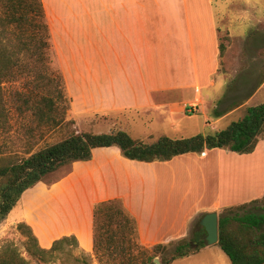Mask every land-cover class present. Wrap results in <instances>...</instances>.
I'll return each mask as SVG.
<instances>
[{"label": "crops", "instance_id": "0c3cea01", "mask_svg": "<svg viewBox=\"0 0 264 264\" xmlns=\"http://www.w3.org/2000/svg\"><path fill=\"white\" fill-rule=\"evenodd\" d=\"M43 4L55 38L67 42L72 55L94 58L93 65L81 60L66 76L74 110H144L150 115L143 119L148 129L157 123L169 133L154 137V128L141 139L129 129L116 130L152 143L160 136L206 135L208 126L213 133L218 125L225 128L230 116L246 104L221 106L218 16L226 8L225 0H43ZM215 110L224 113L215 116ZM261 148L256 144L252 152L237 153L216 147L145 162L124 157L117 146L95 147L89 160L72 162L59 180L39 181L24 191L4 220L28 224L42 248L72 235L78 248L88 253L93 252L94 204L119 198L136 220L142 245L168 244L188 237L192 224L205 212L219 215L225 207L264 193ZM215 245L201 250H208L205 255L213 264H231ZM201 250L171 264L194 262Z\"/></svg>", "mask_w": 264, "mask_h": 264}, {"label": "trees", "instance_id": "16d2710c", "mask_svg": "<svg viewBox=\"0 0 264 264\" xmlns=\"http://www.w3.org/2000/svg\"><path fill=\"white\" fill-rule=\"evenodd\" d=\"M50 36L42 0H0V134L8 139L15 130L19 137L18 149L11 150L9 142L0 144V222L24 191L63 165L89 160L95 147L117 146L124 157L138 161H166L216 147L249 153L264 135L263 101L246 106L241 117L211 134L160 136L145 143L124 130L95 133L71 128L60 140L38 147L48 131L73 124L66 118L70 99L62 73L52 64ZM222 47L220 44V54ZM241 103L242 100H233L230 106ZM214 113L219 116L224 111ZM259 199L225 207L218 215L215 244L231 264H264V211L247 207ZM240 208L245 210L237 212ZM16 229L24 234L26 249L33 256L53 253L67 243L77 246L76 238L70 235L56 239L50 248H42L28 224L18 222ZM204 236L202 227L195 228L189 239L183 237L169 243L173 246L160 257V264H171L196 253L206 245ZM166 249V244L145 247L139 242L136 220L121 199L94 204L93 254L98 264H155L157 253ZM0 264L29 263L16 248L6 244L0 250Z\"/></svg>", "mask_w": 264, "mask_h": 264}, {"label": "rangeland", "instance_id": "374dc122", "mask_svg": "<svg viewBox=\"0 0 264 264\" xmlns=\"http://www.w3.org/2000/svg\"><path fill=\"white\" fill-rule=\"evenodd\" d=\"M225 7V10L223 9L221 11L220 17L218 16L220 24V44L223 46L218 70V74L224 80L221 106L225 107L233 100H242L246 103L239 111L230 116L229 119L232 121L238 119L245 113L246 106L256 105L264 101V0H225ZM234 14L237 15L236 19L233 16ZM50 43L53 53L52 64L62 73L65 80L66 93L70 99V107L66 118L67 120H73V124L62 125L55 130L48 131L38 147L60 140L71 128L77 131H91L95 133L125 128L129 129L133 137L141 139L145 137L147 130L153 132L155 130L154 128H156L155 134L157 133L154 137L160 133H169L167 128H164L162 124L159 125L160 129H158L157 123H151L148 129L146 120H149L150 115L144 110L128 109L120 112H101L85 109L82 111L78 109L74 110V101L67 87L66 76L70 70L78 68L81 60L85 64L91 63L93 65L94 58H80L77 55H72L73 52L69 50L68 43L57 40L52 33ZM259 82L261 83L259 84ZM212 110L213 108L210 109L211 112ZM223 127L218 125L219 129ZM206 129L208 134L212 133L210 126ZM8 136L9 138L7 139L4 134H0V144L9 142L8 144L11 150L18 149L19 137L15 130ZM257 144H260V147H262L260 150L264 149V135L260 136ZM4 147L2 148L4 149ZM69 170L70 165H63L48 174L43 182L51 184L65 176ZM246 174L247 178V171ZM180 187H183L182 184ZM27 192L29 194L30 190ZM259 198V201L251 202L247 207H254L258 211L263 212L264 193ZM244 210L240 208L237 209V212L242 213ZM16 224L8 220H2L0 222V250L2 246L9 244L16 248L19 254L29 264H85V261L89 264H98L93 252H84L73 243L64 244L63 248L50 254L33 256L26 249V238L24 234L17 231ZM195 224L196 222L192 224L187 239L191 237V233L195 229ZM166 245L167 249L164 250V253H157L156 258L160 259L173 246V244L170 245L169 243ZM196 245V242L192 243L193 247ZM215 246L216 250L221 252L224 258L228 260L229 258L221 250L219 245L216 244ZM202 248L201 246L199 250ZM207 252V249L201 250L198 257L192 259L194 262H188L187 259L186 261H176L173 264H213L210 256L205 255Z\"/></svg>", "mask_w": 264, "mask_h": 264}, {"label": "water", "instance_id": "95a60500", "mask_svg": "<svg viewBox=\"0 0 264 264\" xmlns=\"http://www.w3.org/2000/svg\"><path fill=\"white\" fill-rule=\"evenodd\" d=\"M205 231L204 242L207 245L215 244L218 241V215L216 211L205 212L196 222ZM195 243V242H193ZM155 264H160L158 258H154Z\"/></svg>", "mask_w": 264, "mask_h": 264}]
</instances>
